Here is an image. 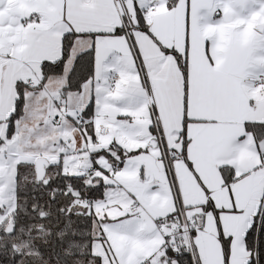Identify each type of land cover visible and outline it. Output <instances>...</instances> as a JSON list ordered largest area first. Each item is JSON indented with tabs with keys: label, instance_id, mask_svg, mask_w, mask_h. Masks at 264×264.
Returning a JSON list of instances; mask_svg holds the SVG:
<instances>
[{
	"label": "snow or ice",
	"instance_id": "6c2138e0",
	"mask_svg": "<svg viewBox=\"0 0 264 264\" xmlns=\"http://www.w3.org/2000/svg\"><path fill=\"white\" fill-rule=\"evenodd\" d=\"M0 264H264V0H0Z\"/></svg>",
	"mask_w": 264,
	"mask_h": 264
}]
</instances>
